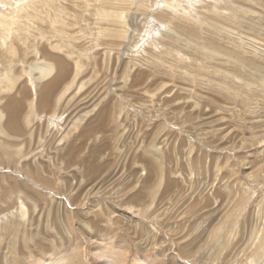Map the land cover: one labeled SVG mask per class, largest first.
<instances>
[{"label":"rangeland","instance_id":"rangeland-1","mask_svg":"<svg viewBox=\"0 0 264 264\" xmlns=\"http://www.w3.org/2000/svg\"><path fill=\"white\" fill-rule=\"evenodd\" d=\"M0 13V264H264V0Z\"/></svg>","mask_w":264,"mask_h":264},{"label":"bare ground","instance_id":"bare-ground-1","mask_svg":"<svg viewBox=\"0 0 264 264\" xmlns=\"http://www.w3.org/2000/svg\"><path fill=\"white\" fill-rule=\"evenodd\" d=\"M6 24H8V23L6 22V20H4L3 13H0V27L1 26L5 27ZM8 31H9V29L7 28V32ZM57 61H58V63H61L62 68H60L59 69V72L52 79H50L45 84L46 85L45 92H47V93H49L52 90H54V88H56V86H58V84H60L59 83L60 82V79L65 74L64 73L65 72L64 71V64H62V61L60 59L57 60ZM36 68L42 69L40 66H36ZM49 72L50 71H47L44 74V76L45 77H48L50 75ZM13 128H16V127H13ZM20 213L22 215L25 214V208L23 206H21ZM9 226H10V224H9ZM110 240H112V239H110ZM110 240H107V237H104L103 240H102V242L99 245H96L94 247L95 248L94 249L95 253L99 254L102 257L101 258L102 259V262L100 264H122V263H125V257H126V252H127L126 251V248L127 247L125 248L124 244L121 243L123 241H121L119 243H113L114 241L113 240L110 241ZM13 243H14V241H13ZM66 252L67 251H65L62 247H59V248H57V247H51L50 253L48 252V256L45 257V258L44 257H41L39 259V261H37L34 264H69L70 262H69V259L67 257L68 254H66ZM81 259H82V257H81ZM27 264H33V263H30L28 261ZM132 264H158V263H155L154 262V259H152L150 257H144V258H142L141 256H139V257L137 256V257L133 258Z\"/></svg>","mask_w":264,"mask_h":264}]
</instances>
